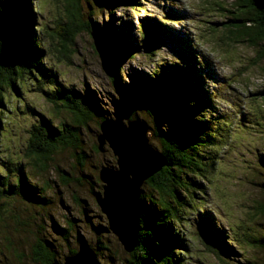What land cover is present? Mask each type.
<instances>
[{
	"label": "rangeland",
	"instance_id": "1",
	"mask_svg": "<svg viewBox=\"0 0 264 264\" xmlns=\"http://www.w3.org/2000/svg\"><path fill=\"white\" fill-rule=\"evenodd\" d=\"M95 1L80 0L82 23L75 34L74 44L69 47V57L64 58L57 50L61 47L59 43H65L69 38L65 25L69 13L66 1L29 0L35 20L33 30L43 41V65L54 71L53 74L63 88H72L80 95L92 92L99 101V111L103 116L109 114L107 119L126 122L119 95L115 93L87 32L89 22L95 29L97 24L103 30V24L111 14L116 21V32L121 27L127 35L126 41L133 48L136 46L135 56H121L119 62L125 90L129 87L133 95H137L134 82L144 81L146 77L152 79V73L160 72L162 67L167 69L172 65H180L187 70L181 60L186 54H192L195 59V55L198 56L199 53L201 56L196 61L200 59V63L191 66L195 70L194 75L202 79L201 86L196 90L192 88L191 91L200 92L205 89L214 96L211 109L200 118L205 126L213 129L218 127L217 124H233V120L235 121L229 137L222 142L219 139H222L223 134L215 138L218 144L210 153L215 156L213 172L208 176V181L198 183L205 191V195L200 196V203L206 205L205 210L215 217L214 221L220 222V226L216 224V227L223 236H228L225 231L227 228L238 235L246 228L250 230V234L264 235V216L256 217L251 214L254 202L264 195V173L259 174L264 172V164L259 159H264V101L260 95L264 87V59L258 62L253 49L244 43L228 44L231 42L221 26L228 14L218 11L217 4L226 8L234 0H115L120 4L111 9L101 6V0L99 5H94ZM141 7H145L150 14H145L140 10ZM139 22L156 26V30L157 26L165 27L168 31L165 35L157 32V35L163 36L162 43L155 46L138 37ZM151 33L149 31L148 35L151 36ZM144 36L147 38V33ZM185 39L190 41L188 49L182 46ZM192 48L196 49L195 53L189 52ZM113 52L118 54V46L115 45ZM202 56L210 65L202 63ZM199 65L203 74L196 72ZM207 73L212 77L207 76ZM15 86L17 92L9 94L11 102L6 108L8 113L4 115L6 126L0 133V159H10L16 166L22 167L31 185L41 191L40 186L48 178L35 177L23 154L28 130L32 124L37 123L39 116L36 114L55 123L59 120L69 121V118L66 113L53 114L50 103L43 94L36 91L29 79ZM167 94V106H170L171 97L179 95L168 90ZM140 108L136 114L138 116L142 113V119H145L150 128V146L159 148L157 139L152 135V128L155 127L152 117L157 115L151 113L150 118ZM46 115L51 117L47 118ZM99 122V117L95 116L80 131L81 144L76 153L78 156L81 153L85 155L83 160H79L80 163L74 159L75 151L70 149L54 158V166L68 173L71 182L68 186H62L54 172L50 173L51 187L42 195L48 202L46 205L41 208L28 206L34 203L28 200L32 203L28 204L16 195L4 199L7 211L0 222V264H38L33 260V251L39 239L52 244L51 251L60 261L69 250L77 249L80 239L89 246H95L99 239L103 243L100 246H104L106 250L97 252L94 249L97 264L119 263L125 251L117 238L110 233L102 239L90 229L91 226H100L104 222L94 200V195L102 188L96 185L98 170L101 166L115 163L107 143L101 152L96 153L94 150L100 134ZM177 126L169 127L176 130ZM15 177V174L10 177L11 184L16 183ZM254 177L255 180L251 181ZM142 190L146 191L147 201L151 191L145 184ZM189 217L191 222L194 216ZM53 223L69 232L64 234L67 235L66 240L55 231ZM196 228L194 224L184 227L187 231L185 242L188 245L184 264H244L245 260L254 256L245 243L240 245L241 249L238 244L228 242L234 249V256L228 258L219 253L221 261L205 250L195 233Z\"/></svg>",
	"mask_w": 264,
	"mask_h": 264
},
{
	"label": "trees",
	"instance_id": "2",
	"mask_svg": "<svg viewBox=\"0 0 264 264\" xmlns=\"http://www.w3.org/2000/svg\"><path fill=\"white\" fill-rule=\"evenodd\" d=\"M65 1L69 9L65 21L69 38L65 43H59L61 47L57 50L59 55L64 58L69 57L68 54L71 51L69 47L74 44L75 34L82 23L80 0ZM101 1V6L108 9L115 8L120 4L115 0ZM31 7L29 0H0V133L6 126L4 115L8 113V103L11 102L9 94L17 92L15 84L20 85L26 79H29L34 84L36 91L43 94L46 101L50 103L53 114L66 113L69 121L59 120L55 123L36 114L39 116L38 121L36 124H32L28 130V139L24 145L23 154L35 177L48 178L44 180L43 186H40L41 191L31 185L22 167L16 166L10 159L7 161L0 159V222L7 211L4 199L9 196L16 195L27 201L28 204L34 203V205L28 206L41 208L46 205L48 202L42 195L46 189L51 187L50 173L54 172L62 186H68L71 182L70 177L68 173L54 166V158L59 153L70 149L75 151L74 159L80 163L79 160H83L85 155L81 153L78 156L76 151L78 152V147L81 144L79 136L82 127H85L87 121L94 119L95 116L99 117L100 124L109 115L106 113L103 116L99 111V101L92 92L80 95L72 88H63L53 74L54 71L43 65V41L33 30L35 20ZM217 8L218 11L228 14L227 20L221 25L226 30L228 41L231 42L228 44H246L253 49L258 62H261L264 59V0H234L226 8L219 4H217ZM143 10L147 13L145 7ZM108 17V21L103 24V30L108 36L114 65L106 75L111 80L115 93L119 95L120 106L124 110L127 121L138 119L143 115L142 113L138 116L136 114L140 107L150 118L151 113L157 115L152 117L155 120L152 134L160 142L159 152L166 160V165L162 170L145 183L151 193L147 201H145L146 191H143L141 196L142 212L137 246L132 253L122 254L118 264H184L183 260L188 248L185 242L187 231L184 227L190 224L197 227L195 233L205 250L214 254L219 260L222 261L221 254H225L228 258L234 256V249L229 245L231 242L235 245L238 244L237 246L241 249L243 248L240 245L245 243L247 249H251L254 256L245 260L244 264H264V235L250 234L248 228L242 229L238 235L227 228L225 231L228 236L225 237L216 227V224L219 225L220 222L216 219L214 221L215 217L205 210L206 205L203 206L200 203V196H204L205 191L198 183L208 181V176L213 172L215 156L210 153L218 144L215 138H218L219 134H223L219 141H224L232 134L235 123L233 120V124L231 122L221 123L220 126L217 124L218 127H215L214 130L205 126L200 118L204 112L211 109L214 97L205 89L200 92L191 91L192 88L196 90L201 86L200 80L202 79L194 75L195 70L193 69L196 63H200V59L197 61L196 59L201 55L198 53L194 59L192 54H186V57L181 61L185 63L187 70H184L180 65H172L167 69L162 67L160 72L152 73V79L146 77L144 81L134 82L137 95H133L129 87L125 90L119 62L121 56H135L137 49L136 46L133 48L126 41L127 35L121 27L116 32L114 26L116 21L113 16L110 14ZM100 27L96 24V29H100ZM155 27L146 24V22H139L138 37L158 46L159 43H162L163 36L161 35H165L168 31L165 27L157 26L158 30ZM92 29L95 28L89 22L87 32L90 33ZM149 31H152L151 36L148 35ZM157 32L161 35H157ZM146 33L147 38L144 36ZM182 42V46L188 49L190 41L185 39ZM115 45L118 46V54L113 52ZM192 49L189 52L195 53L196 49ZM202 63H206L205 58L202 59ZM207 63L209 64L208 61ZM192 64L193 66H191ZM200 69L199 65L198 68L196 67V72L203 74ZM209 69L211 68L209 67ZM262 71L264 73V62ZM167 90L179 95L171 97L170 106H167L166 97L169 95ZM260 95L262 96L261 100L264 101V87ZM142 118L144 117L142 116L140 119ZM156 124L159 128L156 127ZM166 124H170L172 127L178 125V129L175 127L177 132ZM153 149L158 152V148ZM94 150L96 153L100 152L98 144L94 146ZM259 159L263 165L264 159ZM114 164L113 162L108 166H114ZM262 173L264 172H259V174ZM14 174L17 181L11 184L10 177ZM255 177L251 181H254ZM96 181L98 182L96 185L101 187L98 173ZM262 189L264 194V184ZM251 210L253 216H264V195L259 201L254 202ZM189 216H194L191 218V222H189ZM99 217L101 216L99 215ZM103 221L100 226L90 227L102 239L105 235L110 234L104 216ZM53 226L55 231H58L66 240L67 235L64 234H69V232L55 223ZM102 244L97 239L96 245L90 247L93 250L97 249V252L102 249L106 250L104 246H100ZM51 248L52 244L39 239L34 246L33 260L38 264L62 262L53 255ZM76 250H69L66 255L74 254Z\"/></svg>",
	"mask_w": 264,
	"mask_h": 264
},
{
	"label": "water",
	"instance_id": "3",
	"mask_svg": "<svg viewBox=\"0 0 264 264\" xmlns=\"http://www.w3.org/2000/svg\"><path fill=\"white\" fill-rule=\"evenodd\" d=\"M93 3L99 5L100 0ZM89 34L107 73L114 65L108 36L101 29H92ZM99 130L98 150L101 152L107 143L115 158V166L99 168L98 178L102 188L94 195V200L107 221L108 231L130 254L137 246L140 230L142 186L162 170L166 160L159 152L160 145L158 152L150 146L151 131L143 119L126 122L104 119L99 124ZM52 264H97L96 253L80 239L74 254Z\"/></svg>",
	"mask_w": 264,
	"mask_h": 264
},
{
	"label": "bare ground",
	"instance_id": "4",
	"mask_svg": "<svg viewBox=\"0 0 264 264\" xmlns=\"http://www.w3.org/2000/svg\"><path fill=\"white\" fill-rule=\"evenodd\" d=\"M143 8V7H142ZM150 14V13H149ZM150 21V20H149ZM19 23V22H18ZM241 31H242V29H241ZM245 33V32H244ZM182 43V42H181ZM118 75V74H117ZM119 82V81H118ZM14 83V82H13ZM49 88V87H48ZM115 111V110H114ZM28 125V124H27ZM56 155V154H55ZM43 174V173H42ZM206 208V207H205Z\"/></svg>",
	"mask_w": 264,
	"mask_h": 264
}]
</instances>
